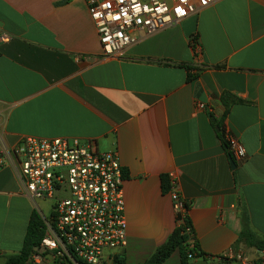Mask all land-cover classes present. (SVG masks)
I'll list each match as a JSON object with an SVG mask.
<instances>
[{"label": "crops", "instance_id": "obj_1", "mask_svg": "<svg viewBox=\"0 0 264 264\" xmlns=\"http://www.w3.org/2000/svg\"><path fill=\"white\" fill-rule=\"evenodd\" d=\"M0 34L1 256L22 251L37 209L13 148L66 138L119 152L128 240L115 258L148 264L171 246L174 174L204 255L192 264H264L240 241L244 215L264 240V0H214L119 59L102 57L85 0H0ZM163 264H181L179 248Z\"/></svg>", "mask_w": 264, "mask_h": 264}, {"label": "built area", "instance_id": "obj_2", "mask_svg": "<svg viewBox=\"0 0 264 264\" xmlns=\"http://www.w3.org/2000/svg\"><path fill=\"white\" fill-rule=\"evenodd\" d=\"M85 1L104 59L122 58L142 37L180 24L214 2ZM10 41L11 36L0 34V47ZM226 142L234 159L247 158L246 149L237 138L226 135ZM12 152L19 160L25 194L45 223V236L34 248L28 264H109L115 259V251L126 248L124 176L118 150L102 152L93 143L66 138H26ZM6 158V154H0V169ZM169 178L177 228L184 229L183 235L193 237V228L186 223L189 207L178 190V178L174 174H169ZM39 202L51 203L50 217L43 215ZM189 243L192 248L194 239ZM226 257L240 264H252L242 254Z\"/></svg>", "mask_w": 264, "mask_h": 264}, {"label": "trees", "instance_id": "obj_3", "mask_svg": "<svg viewBox=\"0 0 264 264\" xmlns=\"http://www.w3.org/2000/svg\"><path fill=\"white\" fill-rule=\"evenodd\" d=\"M223 144L225 148L228 149V144L225 140H223ZM186 223L187 225L192 226L189 217L186 219ZM182 231H184V229L177 228V236H175L171 246L148 264H163L177 248L180 250L181 264H192L194 259L203 258L204 255L199 251L198 242L194 235L193 237L183 235ZM44 236L45 223L36 209L32 213L22 251L15 255H0V258L6 260L5 264H28L34 248L40 244ZM191 238L194 239L192 248L189 243ZM240 241L245 242L250 247L256 248L260 252H264V240L258 239L251 231L246 215H244V230L241 234ZM190 255L193 257L190 258ZM115 264H126V262L124 259H121L120 256H117L115 258Z\"/></svg>", "mask_w": 264, "mask_h": 264}, {"label": "rangeland", "instance_id": "obj_4", "mask_svg": "<svg viewBox=\"0 0 264 264\" xmlns=\"http://www.w3.org/2000/svg\"><path fill=\"white\" fill-rule=\"evenodd\" d=\"M38 205L40 206L43 215L47 218L50 217V214H51L50 213V205H51V203L40 202V203H38ZM13 255H15V254H13ZM7 256H9V255H7ZM5 261H6L5 259L0 258V264H5Z\"/></svg>", "mask_w": 264, "mask_h": 264}, {"label": "water", "instance_id": "obj_5", "mask_svg": "<svg viewBox=\"0 0 264 264\" xmlns=\"http://www.w3.org/2000/svg\"><path fill=\"white\" fill-rule=\"evenodd\" d=\"M231 162H232V166H233V168H236V165H235V163H234V161H233L232 158H231Z\"/></svg>", "mask_w": 264, "mask_h": 264}]
</instances>
